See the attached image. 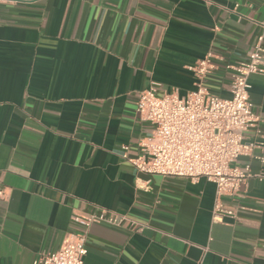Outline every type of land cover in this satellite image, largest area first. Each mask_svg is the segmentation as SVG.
<instances>
[{
	"label": "crops",
	"instance_id": "1",
	"mask_svg": "<svg viewBox=\"0 0 264 264\" xmlns=\"http://www.w3.org/2000/svg\"><path fill=\"white\" fill-rule=\"evenodd\" d=\"M263 19L264 0H0V264H32L81 233L73 216L100 213L125 219L88 229L84 264H264L257 160H238L253 178L221 198L236 215L218 224L213 184L154 176L139 190L129 161L153 131L138 94L185 97L211 55L204 86L227 98V66L247 60ZM248 82L254 141L264 75Z\"/></svg>",
	"mask_w": 264,
	"mask_h": 264
},
{
	"label": "built area",
	"instance_id": "2",
	"mask_svg": "<svg viewBox=\"0 0 264 264\" xmlns=\"http://www.w3.org/2000/svg\"><path fill=\"white\" fill-rule=\"evenodd\" d=\"M259 26L261 34L247 60L227 66V98L204 86L205 78L215 69L211 55L189 68L195 89L185 97L179 98L176 92L157 96L152 86L138 94L136 113L140 121L153 125V131L149 139L140 142L141 154L129 160L138 175L147 177L145 181L137 179V189L149 191L154 176L191 183L204 179L215 187L212 221L218 224L236 215L224 208L221 198L240 197V190L253 178L249 164L243 168L237 165L240 158L257 160L261 171L256 177L264 179V134L258 140H245V133L260 120L253 112L248 82L252 75H264V19ZM124 219L116 215L107 218L103 213L73 216L81 233L69 235L59 250L37 256L32 264H84L88 229L100 224L119 226Z\"/></svg>",
	"mask_w": 264,
	"mask_h": 264
}]
</instances>
